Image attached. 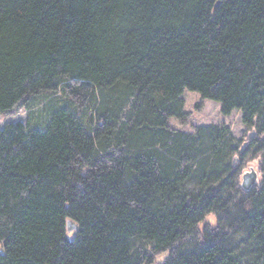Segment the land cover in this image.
Masks as SVG:
<instances>
[{
	"label": "trees",
	"instance_id": "trees-1",
	"mask_svg": "<svg viewBox=\"0 0 264 264\" xmlns=\"http://www.w3.org/2000/svg\"><path fill=\"white\" fill-rule=\"evenodd\" d=\"M184 89L252 133L171 127ZM21 110L0 264H264V0H0V114Z\"/></svg>",
	"mask_w": 264,
	"mask_h": 264
},
{
	"label": "rangeland",
	"instance_id": "rangeland-1",
	"mask_svg": "<svg viewBox=\"0 0 264 264\" xmlns=\"http://www.w3.org/2000/svg\"><path fill=\"white\" fill-rule=\"evenodd\" d=\"M182 97L184 99V110L187 112V117L183 122L176 117H170L168 119V124L171 127L190 131L192 127L197 124L224 123L230 128V131L234 136L241 138L242 140H246L252 133V130L246 129L241 123L240 112L238 110H233L230 114L223 115L220 111V102L209 98H202L198 92L188 89L183 90ZM45 101H47V97H44V95L39 96L37 102L39 106L36 104L35 108H40ZM25 117L26 110H21L20 112L8 117L0 114V128L7 121L24 120ZM250 168L257 171L258 176L260 175L258 159L248 161L244 165L242 173L249 171ZM165 254L166 253L163 252L157 256L153 264L160 263Z\"/></svg>",
	"mask_w": 264,
	"mask_h": 264
},
{
	"label": "water",
	"instance_id": "water-1",
	"mask_svg": "<svg viewBox=\"0 0 264 264\" xmlns=\"http://www.w3.org/2000/svg\"><path fill=\"white\" fill-rule=\"evenodd\" d=\"M258 173L253 168H250L249 171H245L241 174L240 186L244 190H248L252 185L258 181Z\"/></svg>",
	"mask_w": 264,
	"mask_h": 264
}]
</instances>
